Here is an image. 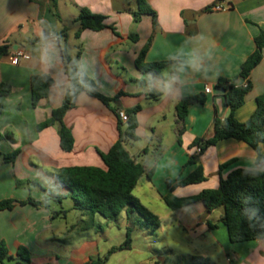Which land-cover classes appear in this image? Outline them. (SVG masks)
I'll use <instances>...</instances> for the list:
<instances>
[{
	"label": "crops",
	"instance_id": "obj_1",
	"mask_svg": "<svg viewBox=\"0 0 264 264\" xmlns=\"http://www.w3.org/2000/svg\"><path fill=\"white\" fill-rule=\"evenodd\" d=\"M147 2L157 14L155 31L150 15H143L135 22L137 0H60V19L51 12L48 0H0V45L10 46L9 54L0 60V85L11 86V93L0 97V199L43 201L51 198L48 192L71 198L70 190L53 174L66 167L106 169L98 151L108 152L119 140L117 113L137 106L141 107L137 114L139 140L126 142V148L136 162L150 172L151 178L144 176L136 189L142 183L145 191H152L160 198L166 196L170 192L169 182L174 185L196 169L197 164L188 163L192 156H197L207 180L174 188L172 194L177 198L218 188L220 166L231 160L234 162L221 172L222 177L237 168L264 172V162L257 163L258 153L244 142L221 141L202 154L198 153V147L192 146L196 139L207 140L213 136L216 117L224 120L231 113L223 93L215 89V83L220 78H228L236 79L239 86L246 84L239 75L240 69L255 51V37L264 28V0ZM214 5H221L223 10L213 11ZM83 7L105 16L108 28L97 32L84 30L76 39L79 24L76 23L78 28L73 33L70 24L75 23L78 8ZM209 7L211 10L206 11ZM45 27L51 35L42 39ZM65 27L71 54H75L78 47L82 48L80 65L94 80L97 90L111 98L122 92L111 107L86 93L78 97L76 107L64 118L75 140L71 152L62 150L56 126L38 129L53 110L62 106L68 88L60 43L53 36ZM134 36L136 41L130 38ZM150 39L146 62L167 63L158 74L141 72L135 64ZM46 43L52 47L45 58ZM18 49L30 54L31 59L14 65L12 57ZM39 74L51 76L53 84L48 97L34 106L31 80ZM250 81L253 87L235 114L240 122L250 118L256 109V98L264 93V58L252 71ZM207 86L213 88V93L208 95L205 104L190 106L179 143L176 106L184 97L205 93ZM121 127L126 128L124 122ZM17 151L14 161H6L7 155ZM259 152L264 154V143L260 144ZM176 212L179 223L201 229L204 237L210 234L226 254L227 264H264V240L234 244L228 238L227 229L221 232L219 239V226L211 221L214 211L201 221L208 213L202 202ZM56 213L49 202L48 207L28 204L0 211V241L6 243L11 256L7 260L25 263L17 255L18 249L24 247L31 254L32 264H88L92 257L87 245L76 247L73 244L67 249V256L62 253L66 251L63 242L72 235L65 224L59 222L68 215ZM119 230V235L123 236L122 229ZM112 247L109 243L99 252L107 253ZM124 251L127 250L111 255L107 264L112 259L123 264L127 257L121 261L117 255ZM7 260L0 264H6Z\"/></svg>",
	"mask_w": 264,
	"mask_h": 264
},
{
	"label": "trees",
	"instance_id": "obj_2",
	"mask_svg": "<svg viewBox=\"0 0 264 264\" xmlns=\"http://www.w3.org/2000/svg\"><path fill=\"white\" fill-rule=\"evenodd\" d=\"M39 2V0H31ZM51 12L60 19V0H48ZM138 10L134 12V20L138 23L143 15H150L153 21L154 31L158 27L157 14L149 5L147 0H137ZM78 16L74 20L79 24L75 33V38L79 39L84 30L102 31L108 28L106 17L95 14L88 8H78ZM211 10L210 7L206 11ZM42 14L40 15V19ZM115 32V28H113ZM51 35L50 31L44 28V38ZM61 47L62 59L65 65V72L69 81L68 88L60 108L52 111L51 116L38 129L56 126L60 137V146L63 151L71 152L74 149V136L72 130L65 124L66 114L76 107L78 97L86 93L97 98L106 106L111 107L117 101L122 92L116 97H107L101 94L94 80L87 75L80 65L82 48L78 47L75 54H71L69 48V36L67 27L53 33ZM136 41V36L130 37ZM151 39L141 51L136 59V67L141 72L158 74L166 65V62L148 63L145 60L149 50ZM255 51L244 61L240 69V77L246 81V85L239 86L236 79L220 78L215 83V89L223 93L225 104L231 110L228 118L221 120L214 119V134L210 139H196L192 146L200 148V154L209 147L217 145L221 141L234 139L241 141L253 148L257 153L256 162H264V154L259 152L260 144L264 143V93L256 98V109L250 118L245 122H240L235 114L246 100V95L252 89L250 77L252 71L264 58V28L255 37ZM10 46L6 43L0 45V60L9 54ZM53 84L51 76L39 74L32 77L31 92L32 102L37 106L42 99L49 95L50 87ZM11 93V86L0 85V97L8 96ZM208 100L206 93L184 97L176 106L177 121L180 125L178 130V142L181 143V136L184 132V121L189 114L190 106L193 104H205ZM141 107L137 106L125 111L128 115L125 129H122L123 121L117 113L120 124V138L106 153L98 151L104 162L106 169L93 166L66 167L57 170L53 175L55 179L70 190V197L75 202V209L86 213L89 217L88 226L95 225L96 215H100L108 220L117 222L120 214L131 210L138 213L148 225L159 226L161 219L158 215L150 211L134 194L136 186L140 180L146 176L151 178L144 166L137 163L126 148V142L138 141L136 133L138 128L137 114ZM7 155L6 161L12 162L16 155ZM231 160L220 166V184L215 189H205L200 194L191 197L177 198L172 191L176 187H184L205 182L207 177L202 164H198L197 156L189 158V164H197L196 169L185 179L172 185L169 182L170 192L162 197L163 202L173 211L202 202L207 212L223 208L224 214L221 221L227 229L228 238L231 243H243L254 240H264V172L245 168H237L231 171L226 177L221 176V172L230 166ZM39 185L38 183H35ZM50 199L61 202L64 196L49 193ZM47 198L37 201L29 198L25 201L17 199H0V211L12 210L17 206L32 205L35 207H48ZM65 213L57 212L56 215ZM55 214H52L54 217ZM210 224V221H207ZM213 227V225L211 226ZM132 247L131 230L128 229L126 240L112 247L103 257L91 259L88 264H107L111 255L117 251L130 250ZM18 258L25 264H32L30 252L20 247L17 252ZM11 259L9 250L4 241H0V261ZM194 263H206V259L194 258Z\"/></svg>",
	"mask_w": 264,
	"mask_h": 264
},
{
	"label": "rangeland",
	"instance_id": "obj_3",
	"mask_svg": "<svg viewBox=\"0 0 264 264\" xmlns=\"http://www.w3.org/2000/svg\"><path fill=\"white\" fill-rule=\"evenodd\" d=\"M70 27L73 33L78 24L72 23ZM144 188L145 185L140 183L135 190V196L140 197L145 206L160 217L159 226L148 225L138 213L131 210L122 212L117 222L96 215L95 225L88 226L89 217L82 216V213L75 209L72 198L62 199L61 202L49 200L51 209L57 212L65 210L68 215L66 220L59 221L65 224L68 233L72 235L71 239L63 242L66 251L62 253L67 256V249L73 244L76 247L87 245L93 259L103 257L106 253L100 254L101 248L109 243L113 246L119 245L125 240L127 229H130L132 248L117 255L121 261L127 257L123 264H204L194 263V258L206 259L205 264H227L226 254L210 234L204 237L201 229L188 228L179 223L178 213L172 211L160 196L154 195L152 191H145ZM223 214V208H219L211 215L212 223L219 226V239L221 232H226V227L221 221ZM119 229H122L123 236L119 235ZM18 262L7 260L6 264ZM110 264L117 263L112 259Z\"/></svg>",
	"mask_w": 264,
	"mask_h": 264
},
{
	"label": "built area",
	"instance_id": "obj_4",
	"mask_svg": "<svg viewBox=\"0 0 264 264\" xmlns=\"http://www.w3.org/2000/svg\"><path fill=\"white\" fill-rule=\"evenodd\" d=\"M212 10L213 11H220V10H223V7L221 6V5H214L213 7H212ZM31 59V55L30 54H28L27 52H25L23 49H18V50H16L15 52H14V55H13V57H12V63L14 64V65H17V64H19L22 60H30ZM246 85V84H245ZM205 93L207 94V95H210V94H212L213 93V88L212 87H210V86H207L206 88H205ZM119 116H120V118H121V120L123 121V122H127V120H128V115H127V113L125 112V111H122V110H120L119 111ZM201 151H200V148H198V153H200Z\"/></svg>",
	"mask_w": 264,
	"mask_h": 264
},
{
	"label": "clouds",
	"instance_id": "obj_5",
	"mask_svg": "<svg viewBox=\"0 0 264 264\" xmlns=\"http://www.w3.org/2000/svg\"><path fill=\"white\" fill-rule=\"evenodd\" d=\"M41 22H43V21H41ZM51 47H52V45L50 43H46L45 49H44V56H45V58L47 57L48 51L50 50Z\"/></svg>",
	"mask_w": 264,
	"mask_h": 264
},
{
	"label": "water",
	"instance_id": "obj_6",
	"mask_svg": "<svg viewBox=\"0 0 264 264\" xmlns=\"http://www.w3.org/2000/svg\"><path fill=\"white\" fill-rule=\"evenodd\" d=\"M229 115H230V114H229ZM229 115L227 116V118L229 117ZM207 215H209V212H208V213H206V214L204 215V217L201 219V221H205V219H206Z\"/></svg>",
	"mask_w": 264,
	"mask_h": 264
}]
</instances>
